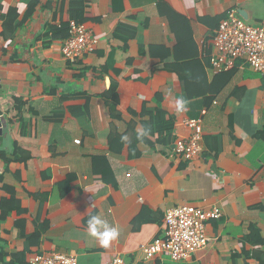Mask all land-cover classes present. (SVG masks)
<instances>
[{
  "label": "crops",
  "instance_id": "crops-1",
  "mask_svg": "<svg viewBox=\"0 0 264 264\" xmlns=\"http://www.w3.org/2000/svg\"><path fill=\"white\" fill-rule=\"evenodd\" d=\"M83 2L97 46L71 64L62 40L47 43L50 28L70 21L69 0H0V152L11 159H0V199L14 195L25 211L0 224V264H27L48 252L75 255L77 264H106L117 254L143 264L141 247L162 236L165 211L181 205L223 212L207 222V245L187 264H264V75L241 62L217 74L208 59L226 13L260 24L264 0ZM119 25L135 37L115 35ZM168 64L180 67L184 83ZM111 83L120 120L103 101ZM143 106L172 118L173 139L191 133L186 120L200 118L201 155L169 160V145L141 141L149 119L140 116ZM111 131L125 136L119 154L108 149ZM15 145L27 161L11 155ZM92 215L119 226L107 248L87 233ZM23 232H39L37 243ZM147 264L172 263L159 254Z\"/></svg>",
  "mask_w": 264,
  "mask_h": 264
},
{
  "label": "built area",
  "instance_id": "built-area-1",
  "mask_svg": "<svg viewBox=\"0 0 264 264\" xmlns=\"http://www.w3.org/2000/svg\"><path fill=\"white\" fill-rule=\"evenodd\" d=\"M68 27V36L61 42V54L65 61L75 64L94 52L97 39L83 23L70 20ZM209 49V65L214 73L229 71L241 62L264 75V20L249 25L235 11L227 12L212 36ZM184 125L191 133L173 140L165 153L169 160L189 162L203 152L201 119L186 120ZM222 215L216 205L208 208L181 205L166 210L162 236L141 247L143 264L159 254H164L172 264L190 263L207 245V222L218 220ZM28 264H77V260L75 255L48 252L34 255ZM106 264L126 263L117 254Z\"/></svg>",
  "mask_w": 264,
  "mask_h": 264
},
{
  "label": "trees",
  "instance_id": "trees-1",
  "mask_svg": "<svg viewBox=\"0 0 264 264\" xmlns=\"http://www.w3.org/2000/svg\"><path fill=\"white\" fill-rule=\"evenodd\" d=\"M83 9H84V2L83 0H69V18L72 21H75L77 23H83L84 24V17H83ZM32 11L29 10L27 13V16L31 15ZM51 32V38L47 41V43H50L51 41L55 40H64L68 36V22L62 23L58 28H50ZM115 35L122 37L125 41H127L130 38L135 37L136 31L132 28L126 27V26H118L115 29ZM156 47H150V52L152 50H155ZM172 65H166L165 68L169 71H172L177 74L180 81L184 83L186 77L181 75V69L178 66L177 68ZM103 70L107 71V68H104ZM113 71L115 75H118L120 72L118 69L113 68ZM221 72V74L226 73ZM220 74V73H218ZM103 101L106 107L109 109V112L112 116V118L116 120H120V114L118 112L117 106H118V93H117V86L114 83H111L110 88L107 90V92L103 95ZM161 97L159 95H156L154 98V102L156 104L160 103ZM20 106V103H18V100L15 102V109H18ZM148 115L149 119L147 122L144 123V132L147 134L140 135L139 139L142 141H147L152 138L156 142L157 145L160 146H170L173 142V138L171 136L172 128H173V120L172 118L162 109L159 107H156L154 110H152L150 113H148L145 109V106H143L142 111L140 113V116ZM129 126L132 128L134 126L132 123L129 124ZM124 134L117 133L115 131H111L109 137H108V149L111 153L119 154L123 148L126 145ZM148 137V139H147ZM262 137V135H261ZM264 139V136L262 137ZM138 139V138H137ZM149 142V141H147ZM21 154V158H19V161L25 162L29 159V155L23 151L22 149L18 148L16 145L13 147L12 156ZM0 159L6 164L11 161V159H7L6 153L0 152ZM107 173H110L107 167ZM105 174V173H103ZM107 174H105L106 177ZM64 195L63 193L61 194ZM17 213L19 215L25 214V211L20 208L18 200L14 197V195H11L10 198H2L0 199V224L11 214V213ZM40 233L37 232L33 234L32 236H29L25 232H23L22 237L25 238L29 243H37V239L39 238ZM35 240V241H34ZM16 257V256H14ZM18 257H21V255H18ZM4 259V256L2 252H0V262H2ZM28 264V263H27Z\"/></svg>",
  "mask_w": 264,
  "mask_h": 264
},
{
  "label": "clouds",
  "instance_id": "clouds-1",
  "mask_svg": "<svg viewBox=\"0 0 264 264\" xmlns=\"http://www.w3.org/2000/svg\"><path fill=\"white\" fill-rule=\"evenodd\" d=\"M177 111H186V101L180 98L176 102ZM146 132L140 133L145 135ZM87 233L98 240L101 247L107 248L110 243L116 240L120 235L119 226H113L107 220L102 219L99 215H92L87 222Z\"/></svg>",
  "mask_w": 264,
  "mask_h": 264
},
{
  "label": "water",
  "instance_id": "water-1",
  "mask_svg": "<svg viewBox=\"0 0 264 264\" xmlns=\"http://www.w3.org/2000/svg\"><path fill=\"white\" fill-rule=\"evenodd\" d=\"M3 112L2 110L0 109V137L2 136V125H3V122H4V118H3Z\"/></svg>",
  "mask_w": 264,
  "mask_h": 264
}]
</instances>
